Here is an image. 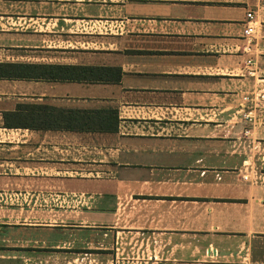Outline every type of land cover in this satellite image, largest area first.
Segmentation results:
<instances>
[{"label": "crops", "instance_id": "obj_1", "mask_svg": "<svg viewBox=\"0 0 264 264\" xmlns=\"http://www.w3.org/2000/svg\"><path fill=\"white\" fill-rule=\"evenodd\" d=\"M0 61L121 70L0 79V264H264V0H0ZM19 103L117 130L5 127Z\"/></svg>", "mask_w": 264, "mask_h": 264}, {"label": "trees", "instance_id": "obj_2", "mask_svg": "<svg viewBox=\"0 0 264 264\" xmlns=\"http://www.w3.org/2000/svg\"><path fill=\"white\" fill-rule=\"evenodd\" d=\"M120 76V68L112 66L0 61V79L116 82ZM3 124L9 128L115 132L118 114L114 108L74 109L19 103L15 110L3 112Z\"/></svg>", "mask_w": 264, "mask_h": 264}, {"label": "built area", "instance_id": "obj_3", "mask_svg": "<svg viewBox=\"0 0 264 264\" xmlns=\"http://www.w3.org/2000/svg\"><path fill=\"white\" fill-rule=\"evenodd\" d=\"M246 17L248 18V21L251 22L253 20V12L252 11H247L246 12ZM253 32V26L250 24H247L243 30V33L245 36H249Z\"/></svg>", "mask_w": 264, "mask_h": 264}, {"label": "rangeland", "instance_id": "obj_4", "mask_svg": "<svg viewBox=\"0 0 264 264\" xmlns=\"http://www.w3.org/2000/svg\"><path fill=\"white\" fill-rule=\"evenodd\" d=\"M56 261H59V259H58V260H56Z\"/></svg>", "mask_w": 264, "mask_h": 264}]
</instances>
